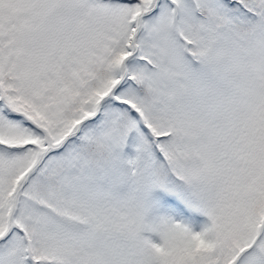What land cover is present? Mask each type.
Segmentation results:
<instances>
[{
    "label": "snow or ice",
    "instance_id": "snow-or-ice-1",
    "mask_svg": "<svg viewBox=\"0 0 264 264\" xmlns=\"http://www.w3.org/2000/svg\"><path fill=\"white\" fill-rule=\"evenodd\" d=\"M0 264H264V0H0Z\"/></svg>",
    "mask_w": 264,
    "mask_h": 264
}]
</instances>
